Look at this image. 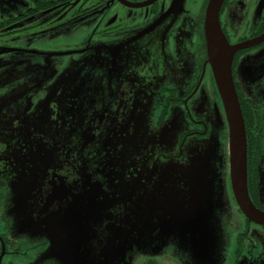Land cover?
Instances as JSON below:
<instances>
[{
	"label": "flooded vegetation",
	"instance_id": "af4514ba",
	"mask_svg": "<svg viewBox=\"0 0 264 264\" xmlns=\"http://www.w3.org/2000/svg\"><path fill=\"white\" fill-rule=\"evenodd\" d=\"M208 1L0 0V264L62 263L37 224L67 214L94 166L110 167L99 177L106 188L138 174L144 220H169L184 180L175 171L188 176L196 166L209 168L208 154L194 156L193 147L214 134L228 158L227 120L206 43ZM221 3L219 24L229 44H247L233 54L232 77L245 119L248 194L264 211V1ZM104 48L112 53L106 64L114 65L107 82L99 68ZM113 113L122 135L114 153L106 130ZM137 121L147 133L135 131L131 142L128 129ZM154 160L158 198L146 185ZM221 163L229 166L228 159ZM203 175L201 190L212 178ZM225 185L230 196L207 264H264V226L242 213ZM29 218L33 227L20 224ZM68 255L70 263L80 257ZM82 255L77 263L87 264ZM138 258L132 248L111 264L158 263L150 254Z\"/></svg>",
	"mask_w": 264,
	"mask_h": 264
},
{
	"label": "water",
	"instance_id": "95a60500",
	"mask_svg": "<svg viewBox=\"0 0 264 264\" xmlns=\"http://www.w3.org/2000/svg\"><path fill=\"white\" fill-rule=\"evenodd\" d=\"M264 1V0H263ZM222 0H209L205 10V35L206 43L208 46V56L210 57V63L215 79L216 89H218L220 99L222 101V107L225 113V120H227V131H228V163H229V184L231 185V193L234 196L236 204L241 209L242 213L247 216L254 223L261 224L264 226V211L259 209L251 201L250 195L248 194L247 184V141H246V130H245V119H243L242 109L240 108L239 98L234 85V79L232 77V59L233 54L237 49L246 47V43H236L230 45L226 35L223 34L221 25L219 24V9ZM260 38H264L262 35ZM217 43L220 46L219 50H216L214 44ZM215 48V49H214ZM96 173L92 174L91 177L88 173L82 176L83 184L80 187V192L72 199L69 205V211L67 214L62 215H51L49 218L44 220L39 219L37 225L42 226L40 235L44 233L48 235L52 246L48 248V252H51L53 244L56 245L58 250L57 258L61 264H78L77 260L84 258L87 262L89 259V253L92 252V248L95 246V241L99 237L98 230L105 225V222H111L114 216L115 210L126 209L127 221L144 220V215L139 211L142 206L136 202L137 195L141 192L131 191L127 196L125 204H120L117 201L112 200V196L117 192L118 184L112 187V191L102 185L100 172L109 169L102 165L98 168ZM179 172L180 179H184L179 185L181 193L187 191L193 192L191 189L192 184H196V180L192 179V175L186 176L183 170L179 169L175 173ZM190 173V172H189ZM99 178V179H96ZM190 185V186H188ZM195 197L181 196V200L176 202L177 214L173 219L179 220L184 217H195L196 214H190L185 216L187 212L188 204L193 203ZM136 202V203H134ZM209 203L206 200H201L199 205L207 206ZM191 206V205H190ZM185 211H184V210ZM207 217H204V221H207ZM185 219V218H184ZM27 220V221H26ZM24 227H33L31 218L22 219L20 222ZM44 225V226H43ZM218 226V225H216ZM109 227V226H107ZM213 227V226H212ZM215 229H207L198 235V241L211 247V243L216 239L213 238ZM167 238V237H166ZM218 240V239H217ZM119 243L115 249L120 250L121 255L113 257H107L104 260V264H111L112 260H116L119 256L124 257L125 252L131 249V242L125 240H117ZM187 243L180 242V246H187ZM116 252V254H117ZM79 254L80 257H75L73 262H67L69 255ZM63 255V256H62ZM120 261V259H118Z\"/></svg>",
	"mask_w": 264,
	"mask_h": 264
},
{
	"label": "rangeland",
	"instance_id": "374dc122",
	"mask_svg": "<svg viewBox=\"0 0 264 264\" xmlns=\"http://www.w3.org/2000/svg\"><path fill=\"white\" fill-rule=\"evenodd\" d=\"M104 6H106L105 2L99 5L100 8ZM102 51L103 56L101 59H103L104 68L102 66H98L100 70H102V72L104 70L106 74V78H104L103 82H107L109 80H113L114 78L110 77V75L114 72V65L113 63L106 64L107 60L112 58L111 50H109V48H104ZM175 120L176 116L171 118L170 122H172V124H176L177 122ZM106 130L109 132L110 136L109 146L111 148L113 147L114 153L119 146L122 147L120 139L122 138V135L120 134L118 114H111L107 122ZM128 131L132 132L129 136V141L131 142L135 141V131L142 135L147 133L145 128L142 127L138 121L135 122L134 125L128 129ZM107 132L106 134H108ZM114 136H116L117 139L114 140ZM135 139L136 141H140L139 137H135ZM124 140L127 142L128 138L125 136ZM94 144H96V142H94ZM220 144L221 142L218 140L217 136L211 134L207 140L205 139V144H198L193 147L194 156L208 154L209 168L208 170H205L202 166H196L195 169H190L189 175H194L196 180V184H192L193 187L191 188L194 190L191 193L190 191H187V193L184 192L180 195L195 197L193 203L188 204L189 206L186 207L187 212L185 216H190V214H196L197 216H187L184 217L185 219L179 216V218H177L179 220L147 219L142 220L141 222H136L135 220L127 221V218H125L126 214H128L127 208L115 210L112 221L105 222V225L98 230L99 237L94 243L95 246L92 248V252L88 254L89 259L87 264H104V260H106L107 257L115 256L117 252L115 249L119 245L117 240L131 242V249L133 248V252L136 254V257H139L138 263L142 260V258L145 260V256H149V254L155 257L158 262L157 264H207L211 261V257H213L214 254L213 250L207 248V245L199 242L197 238L198 235L202 234V232L207 229L209 230L214 228L215 233H217L219 228H217L215 224L218 225L220 218L219 215H222V211L226 208L225 205L227 197L230 196L227 195L228 186L225 185V183L227 185L229 184V166L223 167L221 163L222 159L227 160L228 158L224 153H219ZM115 157H117L119 161L118 171L120 172L123 170V157L121 152L117 151ZM196 160L197 159L193 160V162H196ZM199 161H201V159H199ZM219 162L220 166H218ZM157 165H159V161L154 160L151 162L150 166L155 168ZM96 167L97 166H94L95 169L93 170L96 173V177H98ZM106 167H109L108 164H106ZM109 170L110 167L108 171ZM157 171L158 169L156 167L148 175L149 184H146L149 190L155 191V198L159 197L160 187L157 183H153L154 181H152V178H155ZM205 171H207L208 175L212 178L208 184V188L201 190V187L204 186L203 174ZM225 174H227V181H225ZM139 179L138 174L131 180H125L121 177V180L118 183L119 190L112 196L113 202L117 201L120 204H125L127 196L131 191H140V186H144V184ZM143 180L146 181V177ZM104 182L107 184V181L104 180ZM106 186L110 193L113 188H110L108 184ZM148 198L154 199L153 196H149ZM261 199L264 204V193H261ZM201 200H206L209 204L207 206L199 205ZM168 209L175 211L172 203L168 206ZM207 216V221H204V217ZM181 241L184 244L187 243L188 245L185 246V248L180 246Z\"/></svg>",
	"mask_w": 264,
	"mask_h": 264
},
{
	"label": "bare ground",
	"instance_id": "6f19581e",
	"mask_svg": "<svg viewBox=\"0 0 264 264\" xmlns=\"http://www.w3.org/2000/svg\"><path fill=\"white\" fill-rule=\"evenodd\" d=\"M214 46H215L216 50H219L220 49V46L217 43H215Z\"/></svg>",
	"mask_w": 264,
	"mask_h": 264
}]
</instances>
